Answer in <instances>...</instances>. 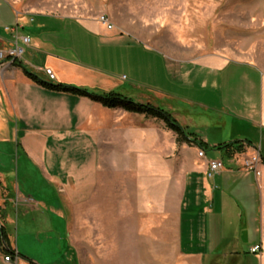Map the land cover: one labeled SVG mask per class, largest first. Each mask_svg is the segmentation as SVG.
Returning <instances> with one entry per match:
<instances>
[{"label":"crops","instance_id":"crops-1","mask_svg":"<svg viewBox=\"0 0 264 264\" xmlns=\"http://www.w3.org/2000/svg\"><path fill=\"white\" fill-rule=\"evenodd\" d=\"M14 27L28 36L30 43L20 63L0 62V147L14 143L27 161L43 170L47 182L56 189L48 193V199L21 193L14 198L0 174V227L7 237L6 245L0 240V264H40L26 252L25 245L40 243L43 234L50 239L60 225L76 264L64 196L72 200L74 189L95 176L101 149L116 148L118 133L129 131L134 133L131 137H140L141 132H147L142 135L146 137L150 130L151 135L156 132L151 124L144 125L147 129L123 125L125 119L138 114L105 108L88 97L49 90L29 79L25 72L51 85L78 88L93 96L117 94L135 104L160 108L207 151L223 153L224 159L220 160L225 162V168L212 180L206 178L205 161L197 158V146L192 143L185 150L182 145L186 144H181L180 155L169 159L170 177L183 180L174 198L175 235L169 241L171 251L147 253L149 264H264V73L258 66L219 56L197 62L173 59L98 22L20 12L0 0V49L11 45L9 30ZM44 69H51L54 81L48 80ZM168 101L195 106L201 111L196 116L206 120L187 132L189 126L183 116L182 124L173 118L180 115L178 109L170 106L168 112L161 108ZM209 126L225 129L226 141L216 145L213 138L201 132V127ZM235 142L244 145L239 153L259 154V176L229 161L239 153L228 156L219 149ZM151 143L150 147L155 146ZM182 150H189L190 155H182ZM205 159L213 161L206 154ZM65 187L66 194L62 191ZM54 193L59 199L54 198ZM12 204L41 213L38 222L44 218L42 213L48 214L44 218L46 226L39 222L43 228L38 230L36 241L32 242L33 237L23 228L21 242L19 235L12 244V216L8 212ZM27 215L23 211L22 222ZM18 219L19 215L17 222ZM256 245L260 251L251 253Z\"/></svg>","mask_w":264,"mask_h":264},{"label":"rangeland","instance_id":"rangeland-1","mask_svg":"<svg viewBox=\"0 0 264 264\" xmlns=\"http://www.w3.org/2000/svg\"><path fill=\"white\" fill-rule=\"evenodd\" d=\"M5 1L20 12L32 14L70 16L98 23L103 16L113 32L173 59L197 62L219 56L255 64L264 73V0ZM160 106L168 112L170 106L178 109L180 115L173 118L182 124L180 116H183L189 126L187 132L206 120L196 116L201 111L195 106H180L169 101ZM138 115L125 119L123 125L147 129L144 125L151 124L156 130L154 136L151 130L146 137L143 136L147 132H141L140 137H131L134 133L129 131L118 133V146L101 149V162L95 176L74 189L76 195L72 200L66 194V187L62 188L66 194L65 216L76 264H149V251H171L169 241L175 235L174 198L183 180L170 177L169 159L180 155L181 144H186L182 145L185 150L190 143L177 142L162 121ZM200 130L213 138L216 145L226 141L225 129L209 126ZM137 139L139 144H136ZM152 141L155 146L150 147ZM175 141L177 147L171 153ZM184 150L182 155H190L189 150ZM206 157L224 159L221 151L212 149L206 152ZM0 174L14 198L21 193L48 199L51 198L48 193L56 189L47 182L43 170L27 161L14 143L0 147ZM53 196L57 198L55 193ZM23 211L28 215L22 222ZM8 212L12 216L9 232L14 245L19 235L18 242H21L23 228L34 242L38 230L46 226V213H42L44 218L39 222L43 227H40L37 219L41 213L13 204L8 206ZM65 238L63 225H60L50 239L43 234L40 243L25 245L26 252L40 264H73Z\"/></svg>","mask_w":264,"mask_h":264},{"label":"trees","instance_id":"trees-1","mask_svg":"<svg viewBox=\"0 0 264 264\" xmlns=\"http://www.w3.org/2000/svg\"><path fill=\"white\" fill-rule=\"evenodd\" d=\"M25 74L32 81L41 84L43 87L49 90L67 92V93H71L79 97H88L93 102H96L100 104L101 106L108 108V109L121 108L125 112H128V113L141 114L147 118H154V119L160 120L165 124V126L169 130L173 132V134L177 138V142L179 143L188 142L190 144L192 143L198 148H201L202 150H204L205 152L207 151V148L205 147L204 144H202L200 141H197L193 135L186 134L184 130L182 129V127L176 124L175 120L172 119L170 114H168L167 112L163 111L160 108L153 107L150 105L135 104L129 99L124 98L117 94H110V95H105V96H93V95L88 94L86 91L80 90L78 88L51 85V84H48V83H45L39 80L36 76L30 73L25 72ZM219 149H223L224 151H226V154L228 156H232L233 152H237V153L242 152L244 149V145L242 142H235V143L220 146ZM1 191H2V185L0 183V192ZM6 238L7 237L4 232V228L0 227V240H1V243H3V245L7 244Z\"/></svg>","mask_w":264,"mask_h":264},{"label":"built area","instance_id":"built-area-1","mask_svg":"<svg viewBox=\"0 0 264 264\" xmlns=\"http://www.w3.org/2000/svg\"><path fill=\"white\" fill-rule=\"evenodd\" d=\"M100 23L105 25L108 30L112 29V26L107 23L105 17L101 16L99 19ZM12 35L11 45L8 48L0 49V62L20 63L23 60L26 49L29 46L30 38L28 36L19 33L18 27H14L9 30ZM44 74L49 81H54L55 76L51 69H44ZM206 152L201 148L197 147V158L205 161L206 171L205 176L208 180H212L225 168V162L222 160L207 161L205 159ZM229 161L239 165L242 171L251 172L256 176H259L260 172L258 166L260 163V156L257 152L247 155L245 153H239L233 155ZM261 247L259 245L254 246L250 252L257 253ZM9 257H5V261H9Z\"/></svg>","mask_w":264,"mask_h":264}]
</instances>
